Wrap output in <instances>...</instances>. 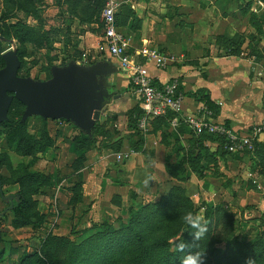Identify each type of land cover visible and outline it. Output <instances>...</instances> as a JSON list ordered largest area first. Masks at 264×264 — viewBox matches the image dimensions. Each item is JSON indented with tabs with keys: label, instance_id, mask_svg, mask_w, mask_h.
<instances>
[{
	"label": "crops",
	"instance_id": "crops-1",
	"mask_svg": "<svg viewBox=\"0 0 264 264\" xmlns=\"http://www.w3.org/2000/svg\"><path fill=\"white\" fill-rule=\"evenodd\" d=\"M119 10L120 27L130 39V51L134 53L146 44L174 57L165 69L153 63H147V67L157 83L174 76L181 80L179 117L196 112L199 97L206 96L216 106L214 120L225 122L239 133L264 120V49L258 47L257 53L252 43L253 39L260 43L264 40V0H120ZM251 13L257 15L263 34L250 23ZM102 34V25L99 33L86 31L79 50L96 48ZM227 39L237 40L236 46ZM106 59L109 57L97 61ZM123 75L119 77V90H124L102 108L97 139L87 142V150L75 147L73 137L80 134V128L69 122L78 130L72 136L73 147L69 146L74 151L69 165L80 152L85 155L84 164L79 170L71 169L56 186L44 188L41 194L48 210L42 212L45 218L41 224L7 225L18 233L29 229L25 237L33 236L35 243L18 241L19 245H13L0 232L1 264L14 253L17 261L23 252L34 253L49 233L67 235L78 207L85 206L82 218L96 222L107 219L105 212L125 218L132 206L157 201L174 185L182 186L196 207L195 214L203 219L209 206L220 203L239 215L241 229L258 231L264 227V168L254 150L230 153L217 139L202 138L200 143L207 153L199 160V171L194 170L188 160L190 153L200 150L197 135L182 122L172 125L153 120L146 130L140 129L139 100L129 87L127 74ZM116 76L113 71L107 77L114 88ZM257 143L264 145V133ZM129 149L133 150L129 157L116 159L117 153ZM111 158L115 163H109ZM167 164H181L183 172L171 174ZM63 180L68 182L67 190ZM76 182L81 183V200L74 204L69 187ZM12 248L16 249L13 253Z\"/></svg>",
	"mask_w": 264,
	"mask_h": 264
},
{
	"label": "trees",
	"instance_id": "trees-1",
	"mask_svg": "<svg viewBox=\"0 0 264 264\" xmlns=\"http://www.w3.org/2000/svg\"><path fill=\"white\" fill-rule=\"evenodd\" d=\"M7 1L20 6L19 0ZM57 3L68 5L66 10H70L72 14H76V10L82 7L83 12L88 13L84 16L91 19L98 13L100 15L105 0H58ZM118 10L119 8L115 13V20L120 27L122 21L119 19L120 10ZM100 23L102 25L101 21ZM250 23L258 33L263 34L261 22L255 13H251ZM49 35V30L39 31L20 20L0 24V40L15 38L22 43L30 42L38 47H50L54 40L50 39ZM226 41L230 45L236 46L237 44V40L227 39ZM16 52L21 60L19 73L24 53L19 49H16ZM2 61L0 68L4 65L3 58ZM110 88L113 87L110 86ZM121 90L124 89H120L119 92H122ZM199 100L204 101L214 111V114L216 113V106L208 97L200 96ZM20 104L23 105L14 99L8 111V119L10 113L18 115V122L8 141L19 142V140L25 139V153L27 154H35L51 147L54 140L49 137L46 130H43L39 137L24 132L25 123L20 121L23 112L19 108ZM137 110L141 114V108L138 107ZM171 115L169 114V117ZM43 120L47 119L43 118ZM155 120L168 123L167 118ZM6 121L1 122L0 125ZM98 126L96 122L89 136L80 129V134L73 137L77 150H83L88 141L94 142L97 139ZM196 137L199 138L197 147L200 150L197 153L189 154L188 163L194 170L199 171V160L204 152L207 153V149L200 143V139H217L221 145H223V140L209 133H202ZM256 143L254 154L258 157L260 166L264 168V145ZM84 161L85 155L80 152L73 160L71 169L79 170ZM166 168L171 174L177 175L183 172L181 164H167ZM51 179L47 173L27 174L23 177V181H39V184L38 188L30 193L21 188L13 194L15 197L14 202L11 203L13 215L9 221L13 227L28 224L39 225L44 221L45 215L36 207L37 201L33 195L43 193L44 188L51 186ZM69 189L72 192L70 202L75 204L80 201L81 183L76 182ZM189 211L193 214L196 213L193 201L185 194L182 186L174 185L159 200L132 206L128 215L120 220L118 226H114L108 220H103L95 225L98 226L96 231L78 242L72 241L68 236L49 233L44 237L37 251L32 254L23 252L17 262L18 264H181V258L186 253L198 250L195 247H190L183 253L178 252L174 242L184 240L189 245L199 244V250L206 253V264H245L248 258L256 259L257 264H264V227L260 228L261 230H255L257 233L254 237L247 239L246 233H241L243 234L241 235L238 231H233L234 222H237L232 218L235 217L234 212L218 203L209 206L205 211L204 222L209 228L208 238L201 242H194L191 234L194 230L180 219L183 214ZM172 239L175 240L172 241ZM11 250L13 253L16 249L12 248ZM1 258L2 254H0Z\"/></svg>",
	"mask_w": 264,
	"mask_h": 264
},
{
	"label": "rangeland",
	"instance_id": "rangeland-1",
	"mask_svg": "<svg viewBox=\"0 0 264 264\" xmlns=\"http://www.w3.org/2000/svg\"><path fill=\"white\" fill-rule=\"evenodd\" d=\"M57 1L58 0H19V6L15 3H9L7 0H0V24L12 23L20 20L31 27L39 29V31L49 30V37L54 40L50 47H38L30 42L22 43L15 38L1 39L0 66L3 63L1 58L2 52L8 49H19L24 53L23 64L19 74L30 76L35 79H47L51 76V67L53 65H62L69 61L76 60L92 63L96 62L98 59L105 58L103 53L98 54V50L92 46L85 52L78 48L81 36L86 31L99 33L101 30L99 13L89 19L90 17L84 16L88 13L86 12L85 14L82 7L76 10V14H72L70 10H66L68 5H59ZM260 39H262V37H260ZM260 41L255 42L254 39L252 41L253 45L256 47L257 53L260 51L258 47L264 49V40L261 43ZM114 74L117 75V88L113 87L110 89L114 93H119V77L123 74L120 73L119 69L114 70ZM125 75L122 77H126ZM100 83L102 86L109 89L110 85L107 78H101ZM129 87L134 91L130 83ZM19 108L23 110L24 105L20 104ZM46 119L47 120H43L41 116L31 115L22 122L25 123L23 127L24 132L39 137L41 132L46 130L49 137L54 140V143L49 149L36 152L35 154L25 153V139L19 140V142L8 141L12 130L18 122V115L10 113V118L0 125V186L4 195H13L21 188H24L28 193L37 189L39 181L27 182L22 180L27 174L47 173L52 178L51 186H56L62 179L61 177L68 175V172L71 170L69 163L74 157V151L72 148L70 149L69 146L73 145L72 136L77 133L78 130L74 128L75 126L73 127L69 124L70 121L60 120L59 122L48 118ZM96 122L98 125L101 124L98 119L95 123ZM99 133L102 132L99 131ZM89 134H91V132ZM87 149L88 147L85 145L84 150ZM110 154L111 152L109 155ZM109 163H115L113 158L109 160ZM63 183L65 184L64 188H66L68 182L63 180ZM41 193L42 192L34 194L33 198L37 201L36 207H38V210L45 213L48 208L46 198ZM84 208L85 206H83L82 209L81 207L75 209L72 214V219L69 221L70 229L67 235L64 236H68L72 241L78 242L98 229V226L95 225L99 222L93 221L90 217L82 218V210ZM7 209L8 203L2 201L0 198V229H2L0 232L1 234L3 232L1 237L11 242V244L13 243V245H19L17 244L18 241H31L35 243V240H31L33 236L32 238L25 237L30 233L29 229L18 233L7 228V225H11L9 221L13 215L12 210L10 209L6 212ZM3 215L4 217H2ZM104 217H107L105 220L113 223L114 226H118L122 219L121 216L117 217L114 213L109 215L106 212ZM232 218L237 221L234 222L233 231H238L240 234L246 233L247 239L253 238L257 233L253 229H241L240 217L238 214L237 216L235 214V217ZM217 230H219V228H217ZM19 234H21V237L18 238L17 236H19ZM174 240L175 239H172V241ZM17 257L18 255L16 253L10 255L8 258L5 257L2 264H8V262L11 264H18Z\"/></svg>",
	"mask_w": 264,
	"mask_h": 264
},
{
	"label": "built area",
	"instance_id": "built-area-1",
	"mask_svg": "<svg viewBox=\"0 0 264 264\" xmlns=\"http://www.w3.org/2000/svg\"><path fill=\"white\" fill-rule=\"evenodd\" d=\"M119 4L120 0H105L100 11L103 34L96 49L98 54L108 56L120 70L128 74L129 83L137 94L142 110L137 121L138 127L146 130L151 121L167 118L172 125L184 123L195 135L209 133L220 137L224 149L230 153L252 152L259 135L264 133V120L252 124L247 132L239 133L225 122L214 120V111L204 101H201L196 112L178 116L183 99L181 80L174 76L165 82L157 83L147 67V63H153L156 68L165 69L174 57L146 44L134 50V55L130 51L129 37L116 24L115 13ZM169 114H172L171 117ZM132 152L131 149L121 151L116 154V159L124 160Z\"/></svg>",
	"mask_w": 264,
	"mask_h": 264
},
{
	"label": "water",
	"instance_id": "water-1",
	"mask_svg": "<svg viewBox=\"0 0 264 264\" xmlns=\"http://www.w3.org/2000/svg\"><path fill=\"white\" fill-rule=\"evenodd\" d=\"M2 58L0 123L8 119L9 108L16 99L24 105L21 122L31 115L52 120L66 119L89 134L104 105L120 95L100 83L101 78H107L119 69L110 59L53 65L49 78L35 79L19 75L21 60L15 49L5 50Z\"/></svg>",
	"mask_w": 264,
	"mask_h": 264
},
{
	"label": "clouds",
	"instance_id": "clouds-1",
	"mask_svg": "<svg viewBox=\"0 0 264 264\" xmlns=\"http://www.w3.org/2000/svg\"><path fill=\"white\" fill-rule=\"evenodd\" d=\"M148 180H145V184ZM180 219L189 225L194 231L191 233L193 236V241L201 242L205 238H208L209 228L204 219L200 215L193 214L192 212H186ZM175 248L178 252H184L185 249L190 247H195L198 249L195 252H188L181 258V264H206V253L205 251L199 250V244L193 243L192 245L187 244L184 240L176 241ZM245 264H257L256 259L248 258Z\"/></svg>",
	"mask_w": 264,
	"mask_h": 264
},
{
	"label": "flooded vegetation",
	"instance_id": "flooded-vegetation-1",
	"mask_svg": "<svg viewBox=\"0 0 264 264\" xmlns=\"http://www.w3.org/2000/svg\"><path fill=\"white\" fill-rule=\"evenodd\" d=\"M0 198L2 199V201L8 203V209L6 211L10 210L12 207L11 203L15 200L14 195H4L2 192V194H0Z\"/></svg>",
	"mask_w": 264,
	"mask_h": 264
}]
</instances>
